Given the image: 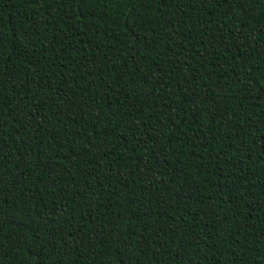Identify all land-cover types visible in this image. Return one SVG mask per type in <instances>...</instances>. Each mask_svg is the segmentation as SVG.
Segmentation results:
<instances>
[{"label": "trees", "instance_id": "16d2710c", "mask_svg": "<svg viewBox=\"0 0 264 264\" xmlns=\"http://www.w3.org/2000/svg\"><path fill=\"white\" fill-rule=\"evenodd\" d=\"M0 264H264V0H0Z\"/></svg>", "mask_w": 264, "mask_h": 264}]
</instances>
